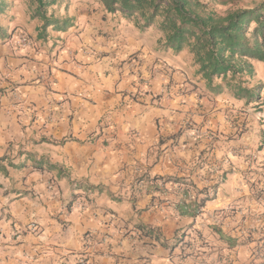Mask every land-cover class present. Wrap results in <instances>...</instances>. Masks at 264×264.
I'll use <instances>...</instances> for the list:
<instances>
[{
  "label": "crops",
  "instance_id": "1",
  "mask_svg": "<svg viewBox=\"0 0 264 264\" xmlns=\"http://www.w3.org/2000/svg\"><path fill=\"white\" fill-rule=\"evenodd\" d=\"M87 1L44 37L29 16L2 24L0 263L260 264L264 87L213 94L188 51Z\"/></svg>",
  "mask_w": 264,
  "mask_h": 264
},
{
  "label": "trees",
  "instance_id": "2",
  "mask_svg": "<svg viewBox=\"0 0 264 264\" xmlns=\"http://www.w3.org/2000/svg\"><path fill=\"white\" fill-rule=\"evenodd\" d=\"M106 13L120 14L140 29L155 26L161 33L159 45L176 53L188 51L196 74L216 95L228 93L248 103L260 101L264 83L252 84L256 77L253 61L264 62V2L253 7L220 11L206 0H88ZM72 0H27V13L39 20L38 34L49 28L66 31L74 21L66 12ZM64 7V14L56 8ZM12 11V3L0 0V18ZM11 38L0 25V38ZM212 197L197 204L198 211Z\"/></svg>",
  "mask_w": 264,
  "mask_h": 264
},
{
  "label": "rangeland",
  "instance_id": "3",
  "mask_svg": "<svg viewBox=\"0 0 264 264\" xmlns=\"http://www.w3.org/2000/svg\"><path fill=\"white\" fill-rule=\"evenodd\" d=\"M206 1H209L211 2V4L213 6H216L218 10L220 11H225L227 8H236V7H253L255 4L257 3H261V2H264V0H206ZM8 3H12V11L10 13H7L6 15L4 16H1L0 18V25L2 24H5L6 22H15L17 19L20 18V14L22 16H29L28 13H27V0H7ZM88 4L90 6H97V4H94L92 3V1H87ZM72 3H73V0H72ZM72 5V4H71ZM71 7V6H70ZM59 12L61 11H65L64 10V7L62 8H58ZM80 7H78L79 9ZM117 15H120V14H117ZM121 16V15H120ZM122 17V16H121ZM124 19V18H123ZM128 21V20H127ZM130 22V21H129ZM133 23V22H132ZM134 24V23H133ZM135 25V24H134ZM4 27V25H2ZM136 26V25H135ZM155 27V26H153ZM6 28V27H5ZM17 27H13L12 31H14ZM156 28V27H155ZM8 33H10V30L8 29ZM154 34V36H156V32L152 33ZM261 74V73H260ZM261 94V93H260ZM241 108H244V107H241ZM257 180V179H256ZM255 182L253 183L254 184V191H253V196H254V199L258 202H264V199L262 197H264V188L261 187V183L260 182ZM262 198V199H261ZM201 212V209L197 212V214H199ZM2 232V230L0 229V233ZM197 235V234H196ZM188 242H190L189 244H192L193 241H187V243L185 242V244H188ZM198 245V244H196ZM192 250V249H191ZM191 252V251H190ZM206 252H211L209 250H207ZM195 253H196V249H193L192 250V253L191 255L192 256H195ZM259 250L258 252H256V256L258 257L259 256ZM261 258L264 259V252L262 254H260ZM225 257V255H223ZM208 257L210 258L211 257V254L209 253ZM258 258H256V260L254 259L250 264H258V261H257ZM213 260V258L211 259ZM211 260H208V262L206 264H211ZM1 261V259H0ZM261 263L260 264H264V261L261 260L260 261ZM1 264V263H0Z\"/></svg>",
  "mask_w": 264,
  "mask_h": 264
},
{
  "label": "built area",
  "instance_id": "4",
  "mask_svg": "<svg viewBox=\"0 0 264 264\" xmlns=\"http://www.w3.org/2000/svg\"><path fill=\"white\" fill-rule=\"evenodd\" d=\"M17 43L19 46L26 47L31 44V38L26 32H20L17 34ZM32 230H36L37 226L36 224L32 223L30 225ZM84 262V260H82Z\"/></svg>",
  "mask_w": 264,
  "mask_h": 264
}]
</instances>
